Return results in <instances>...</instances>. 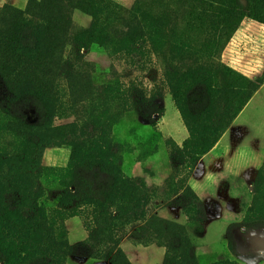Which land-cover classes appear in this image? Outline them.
Returning a JSON list of instances; mask_svg holds the SVG:
<instances>
[{
    "label": "rangeland",
    "instance_id": "1",
    "mask_svg": "<svg viewBox=\"0 0 264 264\" xmlns=\"http://www.w3.org/2000/svg\"><path fill=\"white\" fill-rule=\"evenodd\" d=\"M25 26L38 44L13 41ZM252 56L264 58V0H0V264H95L91 245L53 251L81 243L69 220L89 238L96 215L124 222L111 235L133 243L128 224L156 215L170 264L183 247L166 222L184 228L185 264H264L231 234L264 228V165L232 193L238 222L223 239L225 220L204 236L197 207H181L191 195L179 196L197 164L180 109L197 134L229 122L264 78V61L241 66ZM230 138L263 162L264 88ZM167 208L182 222L158 214Z\"/></svg>",
    "mask_w": 264,
    "mask_h": 264
},
{
    "label": "crops",
    "instance_id": "2",
    "mask_svg": "<svg viewBox=\"0 0 264 264\" xmlns=\"http://www.w3.org/2000/svg\"><path fill=\"white\" fill-rule=\"evenodd\" d=\"M258 61H264V58L260 56H252L247 62L241 63L243 64L241 66L247 70L246 68H248L250 64L255 65ZM263 88L264 84L252 96L236 119L244 109L250 105L255 96ZM236 119L211 151L199 159L192 170V174L185 187V189L189 188L192 191L195 198H197L205 208L206 220L203 224L204 236L207 235L209 227H211L214 222H223L225 220V234L221 237L223 239L227 233V225L238 222V216L235 210V198L232 193L237 191L239 189L238 187H243V190H246V188L250 189L258 171L264 165V159L263 162L255 164L257 160H255V156H253L249 150L237 152L235 150V145H232V139L235 136L230 138L228 145H225V139L234 129ZM179 143L180 142H178V144ZM259 163H261L260 166L258 169H255V166H258ZM183 193L184 191H182L179 196ZM176 198L177 197H175V199ZM225 199L229 202L232 201V203H226V201H224ZM213 200L217 201L216 203H212V205L209 202ZM230 206L233 210L226 209V207ZM158 214L161 217L172 218L175 222H182L183 220L179 208L160 209ZM74 221L75 220H69L67 222L69 236L74 230L81 229L84 233V237L80 242H83L87 239L88 234L77 222L71 225ZM231 234L233 236L235 247L241 256L245 257L244 255L248 256L252 254L264 257V228L247 230L242 227H237L231 230ZM120 248L126 254L131 264H154V259L152 258L154 257V254H156L157 249H162L165 256L164 248L158 247L157 245H151L148 247L136 245L128 238H124L121 241ZM95 264L110 263H101L100 261H97Z\"/></svg>",
    "mask_w": 264,
    "mask_h": 264
},
{
    "label": "trees",
    "instance_id": "3",
    "mask_svg": "<svg viewBox=\"0 0 264 264\" xmlns=\"http://www.w3.org/2000/svg\"><path fill=\"white\" fill-rule=\"evenodd\" d=\"M25 30L17 31V33L13 36V41L17 43L18 45L24 44L29 45L30 43H36L39 42V37H35L33 32L30 31L28 26H25ZM50 29V28H48ZM264 84V78H262L256 85L254 91L250 96L247 97L246 101L241 104L239 109L235 112L233 117L229 120V122L224 123L222 125H216V127L213 126V128H207L204 129L201 133L197 134L195 129V123L193 121H188V118L184 115V112L182 109H180V113L187 125V128L189 130V141L185 142V145L190 144L192 147L184 146V148H187L188 155H191L193 151H196V158L197 162L201 157H203L205 154H207L211 149L218 143V141L221 139V137L225 134V132L229 129L233 121L236 119L238 114L243 110V108L246 106L248 101L252 98V96L257 92V90ZM207 93V92H206ZM207 99L210 97L209 95H206ZM207 99L204 100V102L207 101ZM39 100V99H38ZM42 101V100H41ZM42 103V102H41ZM43 105L45 106V101L43 99ZM208 139H211L210 142H208ZM184 196H187V194L191 195V199L183 198L182 206H186L187 200L192 204L194 207L196 206L199 210V223L202 225L205 222L206 214H205V208L203 204L195 198L192 191L189 188H186L183 190ZM93 224L94 229L90 231L89 238L85 242H81L78 245L70 246L68 243H57L55 245L53 253H58V256H71L72 250H75L77 247H79L80 250H89V245H91L92 248H94V254L93 253H87L88 257H92L95 261H107L110 264H131L129 259L127 258L126 254L123 252V250L120 248L121 241L124 236H122L120 239L115 240L114 236L111 235V232L114 231L115 228H123L122 223L119 221L118 224H115L116 220L112 219L110 216L106 218H102V215H96L93 218ZM160 220L156 217V215H151L147 220H144L141 224H133L126 222L130 226V231H132V237L134 238V244L141 245V246H151V245H157L158 247L165 249V256L163 264H170L169 260L174 253L173 246L174 244L171 241V244L166 242L164 240V237L160 235L159 231L156 228V224ZM164 223V222H163ZM165 225L166 228V235L167 233H171V235H177L179 243L178 246L183 247L182 251L180 249L177 256L180 261L185 264L186 261V248L189 247V242L186 237V233L184 231L183 226L179 224H172L169 222H166ZM105 230H108V232L103 235ZM103 236H102V235ZM125 234V233H124ZM126 235V234H125ZM2 242L5 244V241L2 239ZM1 247H3L2 244H0ZM103 246H109L107 249H102ZM177 255V254H176ZM39 264H44V262L39 261ZM51 264V263H47ZM56 264V263H55Z\"/></svg>",
    "mask_w": 264,
    "mask_h": 264
}]
</instances>
